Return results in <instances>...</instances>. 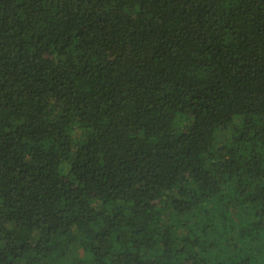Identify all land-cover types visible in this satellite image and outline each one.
Wrapping results in <instances>:
<instances>
[{
    "label": "trees",
    "instance_id": "obj_1",
    "mask_svg": "<svg viewBox=\"0 0 264 264\" xmlns=\"http://www.w3.org/2000/svg\"><path fill=\"white\" fill-rule=\"evenodd\" d=\"M0 264H264V0H0Z\"/></svg>",
    "mask_w": 264,
    "mask_h": 264
}]
</instances>
